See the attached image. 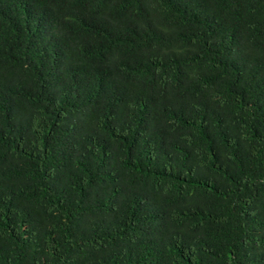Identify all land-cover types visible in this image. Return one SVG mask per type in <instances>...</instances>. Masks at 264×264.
Listing matches in <instances>:
<instances>
[{
	"label": "trees",
	"instance_id": "16d2710c",
	"mask_svg": "<svg viewBox=\"0 0 264 264\" xmlns=\"http://www.w3.org/2000/svg\"><path fill=\"white\" fill-rule=\"evenodd\" d=\"M0 264H264V0H0Z\"/></svg>",
	"mask_w": 264,
	"mask_h": 264
}]
</instances>
